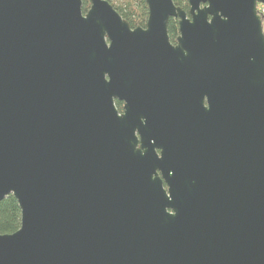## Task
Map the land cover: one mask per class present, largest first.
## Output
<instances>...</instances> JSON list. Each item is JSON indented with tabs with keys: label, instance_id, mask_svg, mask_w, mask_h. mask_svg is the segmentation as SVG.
Segmentation results:
<instances>
[{
	"label": "water",
	"instance_id": "obj_1",
	"mask_svg": "<svg viewBox=\"0 0 264 264\" xmlns=\"http://www.w3.org/2000/svg\"><path fill=\"white\" fill-rule=\"evenodd\" d=\"M146 2L0 0V264H264V0ZM116 95L172 104L161 157Z\"/></svg>",
	"mask_w": 264,
	"mask_h": 264
},
{
	"label": "flooded vegetation",
	"instance_id": "obj_2",
	"mask_svg": "<svg viewBox=\"0 0 264 264\" xmlns=\"http://www.w3.org/2000/svg\"><path fill=\"white\" fill-rule=\"evenodd\" d=\"M147 22L145 26H140L142 28H146ZM132 27V26H131ZM136 27H132L137 28ZM169 31V30H168ZM180 34V31H179ZM170 36V35H169ZM179 36V35H178ZM172 39L170 37V41L173 45L177 44V38ZM114 107L117 111L119 117H123L128 109L130 108L131 116V125H130V135L132 144V150L134 152H140L141 154H145L149 150L153 149V151L161 157L166 150H168L166 138L175 137L170 135V132L165 130V123L168 120V115L174 112V108L172 104L164 103L162 105H156L153 108L155 116H151L149 113L151 110L149 104H145L141 101H128L119 96H114ZM130 104V105H129ZM129 107V108H128ZM155 129V131L151 132L149 130L151 127ZM163 137V138H161ZM157 173L162 179L163 186L165 188L169 187L167 180L164 178L160 170H157ZM172 174V171L169 173Z\"/></svg>",
	"mask_w": 264,
	"mask_h": 264
},
{
	"label": "trees",
	"instance_id": "obj_3",
	"mask_svg": "<svg viewBox=\"0 0 264 264\" xmlns=\"http://www.w3.org/2000/svg\"><path fill=\"white\" fill-rule=\"evenodd\" d=\"M132 27L145 26L149 7L146 0H108ZM177 6L189 13V0H173ZM90 7V0H83V10ZM264 22V16H262ZM169 35L175 39L179 35V19L171 17L169 21ZM22 211L17 199L13 195L7 196L0 203V233H13L21 227Z\"/></svg>",
	"mask_w": 264,
	"mask_h": 264
},
{
	"label": "built area",
	"instance_id": "obj_4",
	"mask_svg": "<svg viewBox=\"0 0 264 264\" xmlns=\"http://www.w3.org/2000/svg\"><path fill=\"white\" fill-rule=\"evenodd\" d=\"M258 11L261 16H264V5L263 4H258Z\"/></svg>",
	"mask_w": 264,
	"mask_h": 264
},
{
	"label": "rangeland",
	"instance_id": "obj_5",
	"mask_svg": "<svg viewBox=\"0 0 264 264\" xmlns=\"http://www.w3.org/2000/svg\"><path fill=\"white\" fill-rule=\"evenodd\" d=\"M263 24H264V22H263Z\"/></svg>",
	"mask_w": 264,
	"mask_h": 264
}]
</instances>
